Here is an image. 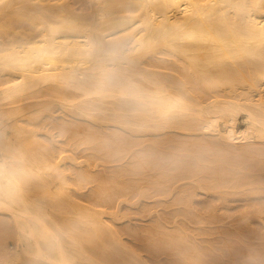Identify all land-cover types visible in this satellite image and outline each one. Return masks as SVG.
<instances>
[{
	"label": "bare ground",
	"instance_id": "obj_1",
	"mask_svg": "<svg viewBox=\"0 0 264 264\" xmlns=\"http://www.w3.org/2000/svg\"><path fill=\"white\" fill-rule=\"evenodd\" d=\"M0 264H264V0H0Z\"/></svg>",
	"mask_w": 264,
	"mask_h": 264
}]
</instances>
